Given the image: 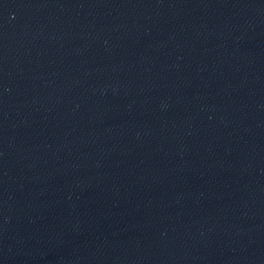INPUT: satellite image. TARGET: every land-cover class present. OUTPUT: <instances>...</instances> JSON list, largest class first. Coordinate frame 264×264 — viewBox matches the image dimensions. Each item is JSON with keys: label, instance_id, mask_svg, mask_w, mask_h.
Instances as JSON below:
<instances>
[{"label": "water", "instance_id": "obj_1", "mask_svg": "<svg viewBox=\"0 0 264 264\" xmlns=\"http://www.w3.org/2000/svg\"><path fill=\"white\" fill-rule=\"evenodd\" d=\"M0 264H264V0H0Z\"/></svg>", "mask_w": 264, "mask_h": 264}]
</instances>
